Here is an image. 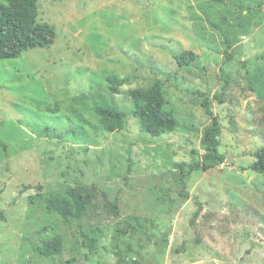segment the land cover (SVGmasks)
<instances>
[{
  "label": "rangeland",
  "instance_id": "374dc122",
  "mask_svg": "<svg viewBox=\"0 0 264 264\" xmlns=\"http://www.w3.org/2000/svg\"><path fill=\"white\" fill-rule=\"evenodd\" d=\"M39 10L55 44L0 60V264H264V173L251 167L264 146V0H39ZM186 50L196 57L181 67ZM110 75L126 78L119 93ZM157 80L180 127L152 136L130 92ZM207 95L233 165L194 170L183 187L179 165L205 153ZM96 100L125 110L126 128L104 129ZM78 185L97 194L87 214L50 209ZM56 234L63 252L40 255Z\"/></svg>",
  "mask_w": 264,
  "mask_h": 264
},
{
  "label": "trees",
  "instance_id": "16d2710c",
  "mask_svg": "<svg viewBox=\"0 0 264 264\" xmlns=\"http://www.w3.org/2000/svg\"><path fill=\"white\" fill-rule=\"evenodd\" d=\"M39 16V0H0V60L18 58L29 49L49 48L55 44L57 38L56 28L42 22ZM227 40L228 55L226 60H229L232 57V53L229 54L232 41ZM195 57L196 54L193 51L186 50L177 55L176 60L181 67L189 66ZM259 58L264 59V53L259 55ZM108 79L110 82L109 88L112 93H119V87L126 80V78H120L117 75H110ZM130 95L133 101L132 114L135 118L139 119L141 128L145 132L152 136H160L165 132H172L180 127L176 113L172 109L167 108L168 102L160 80H157L148 88L132 89ZM213 98L224 102L223 93L214 94ZM213 98L207 95L203 101V106L206 113L212 118V122L203 130L201 143L205 153L202 156L201 162L188 169L185 168L184 164L179 165L178 180L183 187L186 185V178L194 170H208L224 162L227 158L226 154L222 153L219 148L222 126L219 117L211 107ZM94 102L91 111L98 116L100 124L104 129L116 131L126 128L128 113L125 110L103 101L96 100ZM61 109V105H56L47 108L46 111L49 113V116H53V113L60 112ZM76 120L69 122L72 134L69 135L70 137H75L78 128L83 127L80 125L81 120ZM56 121L59 122L61 119H57ZM261 121L264 124V116ZM48 128H50V125ZM57 134L58 137H63L62 135H64H59V133H55L54 131L49 132V135ZM0 144L7 149L8 146L5 142L0 140ZM255 157L256 160L251 167L257 172L264 173V146L255 152ZM66 191L68 193L66 196L60 195L55 199L49 200L48 206L66 219L71 215L81 219L89 212L94 199L97 197L95 190H91L87 186L78 185L75 187L70 186ZM185 196L189 197V194H185ZM113 205L116 211H118L116 203ZM194 214L196 217L199 214V209ZM36 250L40 255L46 257L61 254L64 250L63 235L56 234L53 238L42 241L37 245ZM74 262L75 259L71 258L61 264H73Z\"/></svg>",
  "mask_w": 264,
  "mask_h": 264
},
{
  "label": "water",
  "instance_id": "95a60500",
  "mask_svg": "<svg viewBox=\"0 0 264 264\" xmlns=\"http://www.w3.org/2000/svg\"><path fill=\"white\" fill-rule=\"evenodd\" d=\"M226 157H227V159L229 160V162H230V166H232L233 165V159H234V157L231 155V153H226Z\"/></svg>",
  "mask_w": 264,
  "mask_h": 264
}]
</instances>
